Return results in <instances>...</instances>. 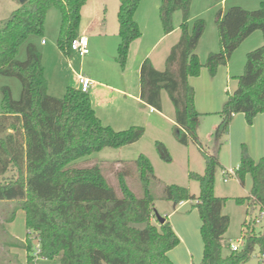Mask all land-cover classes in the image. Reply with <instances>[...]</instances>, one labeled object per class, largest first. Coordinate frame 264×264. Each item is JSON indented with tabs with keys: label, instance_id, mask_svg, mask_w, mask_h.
Wrapping results in <instances>:
<instances>
[{
	"label": "trees",
	"instance_id": "1",
	"mask_svg": "<svg viewBox=\"0 0 264 264\" xmlns=\"http://www.w3.org/2000/svg\"><path fill=\"white\" fill-rule=\"evenodd\" d=\"M87 2L28 0L8 20L0 22V74L15 77L22 84L19 100L13 98L8 87L2 89L0 203L15 202L2 227L6 233V224L23 210L28 230L25 242L6 233L9 239L3 245L0 264H22L10 251L12 248L27 251V264H40L33 256L32 237L40 245V257L50 264H175L168 253L180 244V238L168 219L162 224L157 220L156 201H197L204 246L200 264H247L256 247L264 252V234L256 235L254 230L246 233L242 249L236 252L225 240L230 217L223 208L229 199L215 194L216 171L221 164L217 155L204 149L199 138L202 114L196 109V91L189 79L198 77L202 68L215 76L248 37L256 31L264 36V3L257 10L232 6L217 12L220 50L211 52L202 63L197 48L206 22L196 19L190 23L193 0H161L159 13L164 33L175 30L174 15L180 11L181 37L167 57L165 70H157L148 58L143 62L140 97L146 105L162 112V91L168 92L175 107L176 140L184 146L197 145L206 161L203 174H189L200 185L196 196L187 187L164 184L144 154L115 169L116 184L110 182L100 165L76 163L107 147L134 144L145 133L142 126L117 131L104 125L89 95L79 89L67 88L63 98L50 95L43 54L36 44L27 45L25 61L18 59L19 49L30 35H43L46 16L53 8L62 15L58 47L70 57L71 43L80 35L82 9ZM140 2L120 0L117 61L123 70L132 43L142 36L135 20ZM237 80L236 90L228 94L219 112L221 121L215 136L220 140L228 134L236 114H243L250 125L256 116L264 114V44L247 54L244 73ZM157 146L169 161L165 146L159 142ZM10 172L12 177H8ZM248 174L253 178L251 194L235 198V202H254L262 212L264 157L257 163L244 149L235 175L244 184ZM246 225H250L247 220Z\"/></svg>",
	"mask_w": 264,
	"mask_h": 264
},
{
	"label": "rangeland",
	"instance_id": "2",
	"mask_svg": "<svg viewBox=\"0 0 264 264\" xmlns=\"http://www.w3.org/2000/svg\"><path fill=\"white\" fill-rule=\"evenodd\" d=\"M92 1L93 0H90L85 11L90 9L93 3ZM97 1H103L107 4V9L104 6H97L99 17L97 20L100 23V28L93 29L86 33L91 41L89 50H92L91 55L86 59L82 60L76 53H72L70 58H67L60 51L57 40L60 33L62 15L56 8L51 9L46 16L43 35H30L19 49L18 59L20 61L26 60V49L29 43L36 44L38 49L43 53L44 64L51 83L49 92L55 94L53 96L57 98H63L65 96L67 86H71L70 84H72L77 74L81 71L83 74L94 77L100 82H107L112 85H121L123 83V69L117 61L118 47L120 44L118 22L120 0ZM262 3H264V0H226L223 4L221 0H194L191 7L190 23L192 24L198 18L196 16L201 14L200 18L204 19L206 22L205 37L210 40L212 34H214L215 37L218 35L215 23L217 12L222 9L228 10L232 6H240L247 10H257L261 7ZM20 6V0H0V22L8 20L12 13ZM182 17V12L179 11L175 13L174 26L182 23ZM105 18L108 21L107 29L103 26ZM178 34H181V30ZM172 40L174 39L170 38L167 42L164 41L163 44L157 48L154 57L163 51L161 49L165 47V43L168 45ZM43 41L45 42L44 44ZM263 44V33L261 31H256L246 44H243V46H240L234 52L229 62V81L226 79L227 72L223 75L219 74V76H217V74L215 76L210 75V77L219 79V90L216 89L217 92L215 91L214 96L217 98L216 100L219 101V105L221 104V99L228 98V92L233 93L236 90L238 86L237 77L244 73L247 54L261 47ZM204 46L206 45L204 44L202 48L200 47L197 50V54L202 56V63L207 59V51ZM171 50L172 49L168 51V55L165 57L166 59L164 58L163 63L157 65V70L163 71L166 69V60ZM69 63L71 67H69ZM200 75L198 77H200ZM4 87H8L11 90L15 100H19L22 94V84L17 78L0 74V113L2 111V89ZM196 95L199 105V107H197L198 109H196L200 112L199 108H202L203 111H201V113H204H202L200 117L198 126L199 138L204 149L210 154L217 155L221 164L216 171L214 184L215 194L218 197L229 199L224 206V213L230 217V226L225 235V240L231 243H238V240L246 233L251 232V230H254V234L256 235L264 234V210L261 212L260 208L257 207L254 202L244 205H239L235 202V198H245L251 194L253 188L252 176L250 174L246 175L244 184H241L235 174L229 178L228 182L224 181L225 177L223 175V167L227 170H234L236 173L244 149L248 151L249 155L257 163L264 157V121L263 124L258 121L255 123L254 121L253 124L250 125L242 114L240 117L243 119L245 125L236 127L233 131L231 125L228 134L224 136L222 140L217 139L215 136V129L221 121L219 112L223 110L226 102L220 105V111H216L215 106L218 105L217 101L214 105L206 103L208 102V91H203L201 88ZM163 104L164 118H161L156 113L151 114L149 109L148 116H145V118L143 117L141 121L143 123L135 124L131 123L132 121L130 120L127 122L120 121L119 117L117 118V114L109 117L110 119H108V116H103L106 119L105 125L111 126L117 131L126 130L131 126L138 125L145 128V133L143 137L134 144L121 148L107 147L100 152L93 153L90 156L77 160L76 163L82 165H100L110 182L116 184L115 171L128 163H132L137 160L141 154H144L151 160L156 175L164 184H175L187 187L192 194L198 196L200 194V185L197 181L191 180L189 174L191 172L203 174L206 170V161L197 145L190 143L188 146H184L176 140L174 133L175 122L173 120L175 118V107L168 92L165 90L162 91V105ZM100 114L102 113L100 112ZM145 124H148L147 127ZM158 142L162 143L168 151L170 157L169 161H166L162 157L157 146ZM12 176L13 173L10 172L8 177ZM129 183L134 187L130 179ZM159 189H161V187ZM134 190L137 191L135 187ZM196 205L197 201H189L186 208L190 211H194ZM14 206L15 202L0 203V257H2L5 251V249H3L4 243L9 239V235H6L7 232L20 241H26L28 236L26 213L23 210H19L16 213L14 221L6 225V233L3 230L2 224L5 218L11 214ZM195 213L197 214V212ZM196 217H198L201 225L202 221L200 216L196 215ZM246 220L248 224H250L249 226H244ZM198 233L200 240H202L201 231L198 230ZM32 239L34 247H36L37 240L33 237ZM258 249L259 248L256 247L254 256L247 264H258L255 258ZM183 251L185 252L184 249ZM203 251L202 248L200 252L201 259L197 264L202 262ZM15 252L19 261L22 264H26V250L21 248L16 249ZM225 253H227V251H225ZM38 263L50 264L46 260H40Z\"/></svg>",
	"mask_w": 264,
	"mask_h": 264
},
{
	"label": "crops",
	"instance_id": "3",
	"mask_svg": "<svg viewBox=\"0 0 264 264\" xmlns=\"http://www.w3.org/2000/svg\"><path fill=\"white\" fill-rule=\"evenodd\" d=\"M221 1L223 4L226 0H221ZM89 2L90 0H88L87 4L82 9V18L80 22V35H86L88 31H92L93 29L95 30L97 28L98 29L100 28V23L97 20L99 18L98 12H97V6H104L107 9V4H105L103 1L98 2L97 0H93L92 6L90 7V9H88V11H85V8L88 6ZM160 5H161V0H141L140 2L139 8L135 14V20L138 23L142 31V36L138 40L134 41L131 45L128 64L122 72L123 83L121 85H112L107 82H100L94 77L83 74L81 71L80 73L77 74V77L72 82V84H70L71 86H67V88L72 87V88L78 89L77 78H78V75H81V74L85 75L86 77L90 78L92 81L97 83L96 86L90 90L88 95L91 99L92 107L95 110L96 115L101 119L104 125L106 124V119L103 116L105 117L108 116V119H110L109 117H112V115H116V114H117V118L119 117L120 121L127 122L130 120L132 121L131 123H135V124L143 123L141 121L143 120V117L145 118V116H148L149 109H150L151 114L156 113L161 118H164V104L162 105L163 106L162 112L155 110L154 108L153 109L155 111L151 112L152 107L146 105L141 100V97H140V94H141L140 70H141V66L143 62L148 58L150 59L153 66L157 68L158 67L157 65H161V63H163L164 58L168 55V51L177 44V41L181 37V34H178V32L180 31L181 24L175 26V30L172 33L170 34L164 33L163 26H162L161 19H160V13H159ZM222 10L225 11L224 9ZM198 15L199 16H196L198 17L197 19H201L200 18L201 14H198ZM104 21L105 23L103 24V26L107 29L108 21L106 18L104 19ZM217 34H218V31H217ZM253 34L250 37H248L243 42V44H246L249 38H252ZM170 38H173L174 40H172L170 44L168 43V45L167 43H165V47L161 49L163 51L158 53L154 57V53L156 52L157 48L161 44H163L164 41L167 42V40H169ZM206 38L207 37H205V34H204L200 40L197 50L200 47L202 48L204 44L206 45L204 47L206 48L207 56L211 52H217L220 50L219 35H216L215 37V35L212 34V37L210 40ZM243 44L241 46H243ZM90 46H91V41L89 39V47ZM91 53H92V50L90 51L89 55H91ZM88 56L84 58H81V57L80 58L83 60V59H86ZM198 56L201 60L202 56L200 54ZM67 58H70V57H67ZM229 64L230 63L224 66H220L217 72V76H219V74L223 75L224 73L227 72L226 79L228 81H229V76H230V73L228 75L229 66H230ZM43 65L45 68V76L48 80V93H50V95L53 96L55 94L49 92L51 83L48 78L47 69L44 64V55H43ZM69 67H71L70 63H69ZM189 82L191 86L194 87L196 94L198 93L199 89L201 90V88L203 89V91H206V92L208 91V97H207L208 102L206 103H210V105H214L216 103L217 98H215L214 96H215L216 89L219 90V79L210 77V73L206 68L205 69L202 68L200 77H191L189 79ZM229 93L230 92H228V94ZM226 100H228V98L226 99L223 98V100L221 99L220 105L226 102ZM217 103L218 105L215 106L216 107L215 109L216 111H220L221 106L219 105V101H217ZM195 104H196V108L199 107L197 95L195 99ZM199 111H200L199 113H201L203 109L199 108ZM100 112L102 114H100ZM241 115L242 114H236L233 117V120L231 123L232 131L236 127L245 125L243 119H241L240 117ZM174 117H175V114H174ZM173 120L175 122V118ZM254 121L255 123L258 121L261 124H263L264 114H259L258 116H256ZM147 125L148 124H145L146 127ZM157 125H158V122H157ZM223 169L225 170V167H223ZM188 202H184L183 204L181 203L175 204L172 201H156L155 203L156 213L160 215L161 217H163L164 219H168L170 221L174 231L180 238V244L168 253L169 258L175 264H197L199 263L201 259L200 252L202 248L204 247L203 241L200 240L199 233H198V230L201 231L200 227L202 225V224L200 225V221L198 217H196V215H199L198 209L196 208L194 209V211H190L188 208H186V206L188 205ZM195 212H197V214ZM223 213H224V208H223ZM6 225H9V223H7ZM6 227L7 226H5V228ZM7 233L9 234V232ZM22 242H25V241L22 240ZM16 249L17 248H12L10 249V251L16 254L15 252ZM183 249L185 250V252L183 251Z\"/></svg>",
	"mask_w": 264,
	"mask_h": 264
},
{
	"label": "built area",
	"instance_id": "4",
	"mask_svg": "<svg viewBox=\"0 0 264 264\" xmlns=\"http://www.w3.org/2000/svg\"><path fill=\"white\" fill-rule=\"evenodd\" d=\"M43 43H45L43 41ZM89 38L86 35H79L77 38H75L72 43H71V49L73 53H76L79 55V57L84 58L90 54L89 50ZM77 84H78V89L85 93L89 94L90 90L96 86V82L92 81L90 78L86 77L85 75H78L77 78ZM155 110L152 108L151 112H154ZM235 174L234 170H223V175H224V181L228 182L229 178ZM184 202H181L183 204ZM257 221V220H256ZM243 239H239L238 243H231V250L232 251H239L243 247ZM40 252V245L37 243V246L35 247V251L33 252V256L37 260H45L44 258L40 257L39 255ZM256 252V251H255ZM254 252V253H255ZM254 253L252 254V257L254 256ZM255 258L258 262V264H264V252L261 251V249H258L257 254L255 255Z\"/></svg>",
	"mask_w": 264,
	"mask_h": 264
},
{
	"label": "water",
	"instance_id": "5",
	"mask_svg": "<svg viewBox=\"0 0 264 264\" xmlns=\"http://www.w3.org/2000/svg\"><path fill=\"white\" fill-rule=\"evenodd\" d=\"M28 0H20V3L21 5H24ZM156 216H157V220L159 221V223H164L165 222V219L163 217H161L160 215H158L156 213Z\"/></svg>",
	"mask_w": 264,
	"mask_h": 264
}]
</instances>
